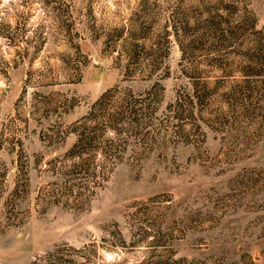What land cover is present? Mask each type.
Returning a JSON list of instances; mask_svg holds the SVG:
<instances>
[{"label":"rangeland","instance_id":"1","mask_svg":"<svg viewBox=\"0 0 264 264\" xmlns=\"http://www.w3.org/2000/svg\"><path fill=\"white\" fill-rule=\"evenodd\" d=\"M0 264H264V0H0Z\"/></svg>","mask_w":264,"mask_h":264},{"label":"trees","instance_id":"2","mask_svg":"<svg viewBox=\"0 0 264 264\" xmlns=\"http://www.w3.org/2000/svg\"><path fill=\"white\" fill-rule=\"evenodd\" d=\"M97 105L98 111L96 110ZM104 102L103 97L98 100L96 103V107L94 108V111H97L99 114L103 113L105 116L108 117L107 119L110 120V116L106 114L104 111ZM98 113H94L93 111L89 112L87 116H85L82 119H79L77 122H74V130L76 131V141L73 143L72 147L70 148V153L72 156H75L79 158L78 161L74 162V165L80 164V162H83V155L88 154L89 156L92 155H99L102 159L101 162L97 163L98 170L102 171V168L107 163H113L116 153H110L106 154L105 151H102L101 146H99V142L101 140H105L104 137H101L103 129H99L100 125L97 124V115ZM112 117V116H111ZM114 119V118H113ZM94 121V123H92ZM111 121V120H110ZM107 162V163H106ZM54 258H50V260H53ZM52 262V261H51Z\"/></svg>","mask_w":264,"mask_h":264}]
</instances>
